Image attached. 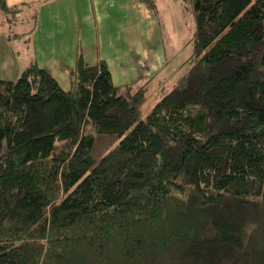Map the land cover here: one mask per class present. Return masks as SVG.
<instances>
[{"label":"trees","instance_id":"16d2710c","mask_svg":"<svg viewBox=\"0 0 264 264\" xmlns=\"http://www.w3.org/2000/svg\"><path fill=\"white\" fill-rule=\"evenodd\" d=\"M190 4V69L144 119L103 60L0 79V264H264V0Z\"/></svg>","mask_w":264,"mask_h":264},{"label":"crops","instance_id":"0c3cea01","mask_svg":"<svg viewBox=\"0 0 264 264\" xmlns=\"http://www.w3.org/2000/svg\"><path fill=\"white\" fill-rule=\"evenodd\" d=\"M6 5L19 9L13 19L31 17L34 25L20 46L25 61L12 48L21 34L0 38V70L6 73L0 79L13 80L35 60L66 91L78 54L85 66L103 60L115 86H136L165 66L157 8L151 12L140 0H6Z\"/></svg>","mask_w":264,"mask_h":264},{"label":"rangeland","instance_id":"374dc122","mask_svg":"<svg viewBox=\"0 0 264 264\" xmlns=\"http://www.w3.org/2000/svg\"><path fill=\"white\" fill-rule=\"evenodd\" d=\"M154 2L166 49V63L162 71L152 79L145 80L135 86L143 85L145 87V101L140 109L141 119H144L154 105L171 91L175 83L187 74L191 66L189 61L193 54L194 19L190 0H164L162 3L159 0H154ZM11 22L13 27H8ZM33 25L34 20L31 17L23 18L22 15L20 19H13L10 14L4 15L0 10V38L6 35H11L12 38L13 35L21 34L20 37L12 39V48L18 52L19 60H26L25 52L20 46L25 44V37L28 36ZM0 75L4 76L6 73L0 70ZM88 132L94 137L92 154L98 159L119 142L113 136H100L91 130Z\"/></svg>","mask_w":264,"mask_h":264}]
</instances>
